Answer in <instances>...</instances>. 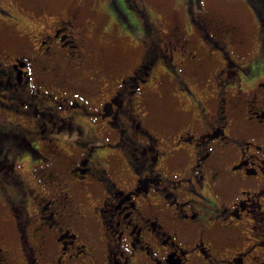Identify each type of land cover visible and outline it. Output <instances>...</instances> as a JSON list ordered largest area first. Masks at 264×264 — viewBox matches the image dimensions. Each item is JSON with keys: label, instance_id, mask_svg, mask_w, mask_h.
I'll list each match as a JSON object with an SVG mask.
<instances>
[{"label": "flooded vegetation", "instance_id": "obj_1", "mask_svg": "<svg viewBox=\"0 0 264 264\" xmlns=\"http://www.w3.org/2000/svg\"><path fill=\"white\" fill-rule=\"evenodd\" d=\"M0 264H264V0H0Z\"/></svg>", "mask_w": 264, "mask_h": 264}]
</instances>
